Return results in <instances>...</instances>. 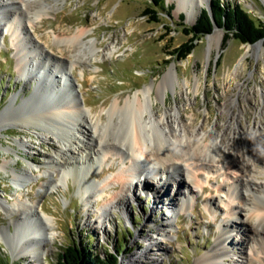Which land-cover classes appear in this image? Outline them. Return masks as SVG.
<instances>
[{"label": "rangeland", "instance_id": "rangeland-1", "mask_svg": "<svg viewBox=\"0 0 264 264\" xmlns=\"http://www.w3.org/2000/svg\"><path fill=\"white\" fill-rule=\"evenodd\" d=\"M48 1L52 9L43 16L42 21L36 22L35 28L29 29L30 36L48 55L50 53L65 63L71 60L70 49L62 45L61 51L55 43L54 32L67 36L85 28L89 30L85 38L87 42L95 38L98 40L101 56L83 61V64L67 71L79 96L78 102L84 109L106 117V111L114 100L118 98L124 103L127 98L153 85V106L158 114L169 112L173 116L178 110L184 123L195 120V129L204 128L212 133H215L216 125L224 131L235 117L237 132H251L258 125L261 132L256 133L255 137H264V59L253 50L248 52L250 46L264 43V38L256 43H242L234 37L226 39L225 31L215 25L213 33L196 40L192 53L180 59L177 56L178 48H182L191 37L184 29L192 24L188 23L185 13L179 12L178 0H165L166 7H158L153 0ZM212 1L209 0L203 9L209 8ZM221 2L242 6L255 19L264 21V0ZM5 34H0L2 116L12 97L18 95L14 103L17 107L23 103V99L29 98L37 84L19 78L12 36L7 32ZM215 34L220 36L219 44L216 40L210 41V36ZM113 46L117 47V52L104 56L103 53L113 49ZM173 64L177 66L179 84L175 87L169 85L166 95L162 97L156 90ZM34 100L49 107L43 100ZM27 108L33 109L32 105ZM18 117L16 108L4 113V118L13 123L1 129L0 144L7 147L16 138L28 139L33 149L20 151L19 158L13 152L0 149V166L6 158L14 160L7 169L0 170V196L9 199L17 192L11 169L21 173L29 168V163L34 166L31 170L33 180L25 181L24 198L37 202L38 212L55 217L53 231L56 233L51 242L45 243L46 256L40 264H56L69 246L81 244L89 245L93 252L104 258L116 253L118 264H130L127 260L132 257L136 260L134 264H195L214 248L221 224L229 219L222 198L229 199L225 193L217 190V186L225 183L223 177L205 174V178L211 179L210 188L201 192L198 200L181 212L182 201L175 197L177 194L180 196L179 191L187 193V189L179 190V185L171 182L164 192L159 193L157 181L154 180L148 188L143 183L133 188L131 193L137 194L134 199L130 198L123 205L113 208L112 205L105 207L107 217L103 220L97 212L102 206L100 201H94L89 211L84 210L83 201L77 194L79 183L74 184L73 178H70L68 188L61 187L48 193L40 191L45 178L37 166L45 169L46 158L53 154L57 144L41 140L31 132L36 131L33 128L28 130L18 125ZM177 120H181L180 116L174 121ZM14 147L19 148L17 145ZM118 165H122L118 159L107 158L104 166L90 175V180H103L116 171ZM255 181L263 185L264 176H259ZM247 198L248 204L251 200L254 202L251 193ZM207 203L212 210L210 205L206 207ZM233 205L240 210L246 207L240 198L234 200ZM174 209L178 210L177 213H173ZM245 212L242 210L241 214L230 218L235 227L227 241L232 256L222 264H247L248 250L254 239H250L252 226L243 222ZM20 216V213L9 216L5 211H0V230L5 236L0 241V264H33L25 258L15 260L9 247L12 241L8 238V231L15 232L14 223ZM38 222L45 224L44 220ZM164 226H169V235L161 231ZM5 243L9 246H5ZM260 257L264 259V254Z\"/></svg>", "mask_w": 264, "mask_h": 264}, {"label": "bare ground", "instance_id": "bare-ground-1", "mask_svg": "<svg viewBox=\"0 0 264 264\" xmlns=\"http://www.w3.org/2000/svg\"><path fill=\"white\" fill-rule=\"evenodd\" d=\"M178 1L179 12L186 14L190 24L196 22L203 7L209 2ZM51 9L48 0H0V34L5 36L7 32L12 36L11 44L16 49L19 78L25 82H37L32 96L23 99V103L17 107L14 103L18 95L12 97L3 116L0 115V134L3 126L13 123L4 118V113L16 108L19 115L17 121L20 122L18 125L28 130L33 128L36 131L31 132L37 134L38 138L57 144L53 154L46 158L45 169L37 166L45 178L40 191L48 193L61 187L68 188V182L73 178L74 184L79 183L77 194L83 201L84 210L89 211L94 201H100L102 206L97 212L103 220L107 217L105 207L112 205L113 208L123 205L130 198L134 199L137 194L131 193L133 188L143 183L148 188L154 180L157 181L159 193L164 192L171 182L179 185V190L187 189V193L179 191L180 196L177 194L175 197L182 201L181 212L197 201L201 192L210 188L211 179L205 178V174L223 177L225 183L217 186V190L225 193L229 199L222 198L229 219L221 224L214 248L195 264L225 262L231 255L227 245L229 234L235 231L230 218L241 214L242 210L247 211L249 217L254 216L257 210H264V184L259 185L255 181L259 176H264V137H255L256 133L261 132L260 127L256 125L251 132H237L238 124L234 117V122H229L224 131L217 125L215 133L204 128L195 129V120L189 124L184 123L178 110L173 116L169 112L158 114L153 106V85L127 98L124 103L118 98L114 100L106 111V117L84 109L78 102L79 96L67 71L83 64V61L99 58L101 53L98 40L95 38L87 42L85 38L89 30L85 28L67 36L54 32V41L59 49L63 51L62 45L70 49L71 60L65 63L50 53L48 55L30 36L29 29L35 28L36 22L42 21ZM219 38L215 34L210 36V41L216 40L219 44ZM117 50L113 46L103 55L112 56ZM251 50L264 59V43L250 46L248 52ZM176 84H179L177 66L173 64L157 87V94L164 97L169 85L175 87ZM35 98L45 101L49 107L43 106ZM29 105H32L34 111L27 108ZM179 116L181 120L174 121ZM0 149L13 152L19 158L20 151L33 148L30 140L16 138L7 147L0 144ZM109 157L118 159L122 165H118L117 170L103 180L91 181L90 175L99 171ZM13 161L6 158L0 170L7 169ZM32 169L34 166L31 163L21 173L11 169L17 192L9 199L0 196V211H5L9 216L21 214L20 219L14 223L15 232L8 231L14 259L25 258L33 264H40L46 256L45 243L51 242L56 235L53 231L55 217L43 211L38 212V203L30 201L28 197L24 198L25 183L33 180ZM249 193L254 199L250 204L246 201L249 200ZM239 198L246 206L241 210L233 205L234 200ZM209 208L212 210L211 205ZM177 211L174 209L173 213ZM39 220H44L45 224L42 225ZM243 222L253 228L250 239H254V243L248 250L247 264H264V259L260 257L264 254V220L256 224V227L245 219ZM168 228L164 226L161 231L169 235ZM4 239L0 230V241ZM127 262L134 264L136 260L132 257Z\"/></svg>", "mask_w": 264, "mask_h": 264}, {"label": "trees", "instance_id": "trees-1", "mask_svg": "<svg viewBox=\"0 0 264 264\" xmlns=\"http://www.w3.org/2000/svg\"><path fill=\"white\" fill-rule=\"evenodd\" d=\"M153 2L158 7H166L165 0H153ZM167 8L171 7L167 6ZM181 17L183 18V15ZM215 25L225 31L226 39L234 37L242 43H256L264 38V21L255 19L242 6L227 5L221 0H214L209 8L202 9L194 24L184 29L185 33L191 37L181 46L182 48H178L177 56L185 59L195 48V41L213 33ZM117 260L116 254L104 258L97 252H93L89 245L81 244L69 246L60 255L56 264H117Z\"/></svg>", "mask_w": 264, "mask_h": 264}, {"label": "clouds", "instance_id": "clouds-1", "mask_svg": "<svg viewBox=\"0 0 264 264\" xmlns=\"http://www.w3.org/2000/svg\"><path fill=\"white\" fill-rule=\"evenodd\" d=\"M245 220L251 223L253 226L259 224L262 220H264V210H257L255 215L252 217H249L247 212H245Z\"/></svg>", "mask_w": 264, "mask_h": 264}, {"label": "water", "instance_id": "water-1", "mask_svg": "<svg viewBox=\"0 0 264 264\" xmlns=\"http://www.w3.org/2000/svg\"><path fill=\"white\" fill-rule=\"evenodd\" d=\"M34 91H35V90H33V92H34ZM33 92L31 93L30 96H32ZM30 96H29V97H30ZM3 111H4V109H3ZM3 111H2V112H3ZM2 112H1V113H2ZM13 127H14V125L11 126V128H13ZM8 128H9V127H8ZM6 242H7V241H6ZM5 246H9V244H8V243H5ZM9 247H10V246H9ZM113 254H116V253H113ZM116 255H117V254H116ZM117 258H118V257H117ZM117 264H118V260H117Z\"/></svg>", "mask_w": 264, "mask_h": 264}]
</instances>
